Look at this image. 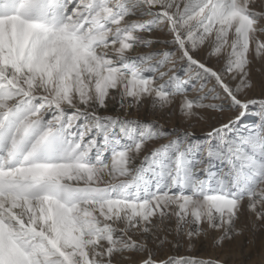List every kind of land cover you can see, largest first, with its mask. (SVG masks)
<instances>
[{
    "label": "snow or ice",
    "instance_id": "1",
    "mask_svg": "<svg viewBox=\"0 0 264 264\" xmlns=\"http://www.w3.org/2000/svg\"><path fill=\"white\" fill-rule=\"evenodd\" d=\"M238 255L264 264V0H0V264Z\"/></svg>",
    "mask_w": 264,
    "mask_h": 264
},
{
    "label": "rangeland",
    "instance_id": "2",
    "mask_svg": "<svg viewBox=\"0 0 264 264\" xmlns=\"http://www.w3.org/2000/svg\"><path fill=\"white\" fill-rule=\"evenodd\" d=\"M172 122L177 123V121L175 120H173ZM181 252L183 253V249H181ZM198 252L200 255H204V256L211 254V250L206 245L203 248H198ZM235 259L237 260V264H239L240 261L244 260V256L238 255Z\"/></svg>",
    "mask_w": 264,
    "mask_h": 264
}]
</instances>
